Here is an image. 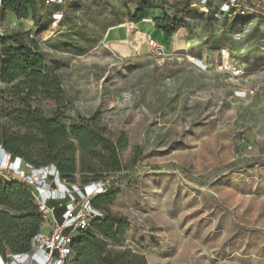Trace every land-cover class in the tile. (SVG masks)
<instances>
[{"label":"rangeland","instance_id":"rangeland-1","mask_svg":"<svg viewBox=\"0 0 264 264\" xmlns=\"http://www.w3.org/2000/svg\"><path fill=\"white\" fill-rule=\"evenodd\" d=\"M142 1L186 15L176 33L189 43L163 53L107 44V29L130 22ZM223 1L204 12L195 0H68L56 21L37 2L36 19L1 16L4 35L36 40L62 79L63 99L34 95L32 107L67 128L96 118L106 137L123 139L120 169L102 175L128 228L108 251L148 264H264V7L241 0L244 15H211ZM0 86L12 99V85Z\"/></svg>","mask_w":264,"mask_h":264},{"label":"trees","instance_id":"trees-1","mask_svg":"<svg viewBox=\"0 0 264 264\" xmlns=\"http://www.w3.org/2000/svg\"><path fill=\"white\" fill-rule=\"evenodd\" d=\"M98 1L93 0V4ZM37 2L2 0L1 14L11 11L21 19L30 16L36 19ZM49 5L54 8L52 14L65 6ZM152 8L158 7L142 1L133 13L128 14V19L140 22L148 18L147 10ZM217 12L212 10L211 15ZM186 17L177 18L164 12L154 22L166 38H171L186 25ZM36 26H39L38 22ZM42 30L40 28L39 32ZM0 45V80L12 85L10 95L13 97H6L0 86V144L4 150L12 158H21L34 167L53 166L69 183L83 186L92 181L107 182L102 174L120 169L119 150L123 139L118 145L106 137L96 118L67 128L57 118L46 117L32 107L30 101L34 95L63 99L60 75L47 68L48 56L33 38L26 39L23 33L4 35L0 36ZM2 101L15 105L7 106ZM77 174L81 175V181L77 180ZM117 194L118 191H106L92 199L93 207L101 210L103 217L73 236V256L69 264H148L144 255L129 250L111 252L106 248L107 240L123 241L128 228L126 219L114 214L110 208ZM63 205L51 203L58 218ZM43 223L34 189L22 180H5L0 174V254L6 255L8 250L13 254L27 253Z\"/></svg>","mask_w":264,"mask_h":264},{"label":"built area","instance_id":"built-area-1","mask_svg":"<svg viewBox=\"0 0 264 264\" xmlns=\"http://www.w3.org/2000/svg\"><path fill=\"white\" fill-rule=\"evenodd\" d=\"M46 4H66L67 0H37ZM212 0H195L194 6L204 12L211 9ZM258 5L264 7V0H258ZM0 0V36H4L1 26ZM244 15L247 8L241 5V0H224L217 15ZM63 17V13L55 12L54 21ZM149 46L158 51L162 48L153 38L147 39ZM1 48V45H0ZM197 63L201 60L195 59ZM234 77L244 74L241 64L233 63L229 69ZM0 174L9 178L10 174H20L21 180L34 189V196L39 210L44 218V227L33 237L31 249L27 253L13 254L7 251L0 254V264H69L73 251L72 238L80 230L87 229L94 220L103 217V212L92 205V199L107 191V182L92 181L83 186L64 180L53 166L34 167L21 158H12L0 144ZM8 174V175H7ZM13 177V176H12ZM52 202L64 204L61 217L55 214ZM48 225V228H45Z\"/></svg>","mask_w":264,"mask_h":264},{"label":"crops","instance_id":"crops-1","mask_svg":"<svg viewBox=\"0 0 264 264\" xmlns=\"http://www.w3.org/2000/svg\"><path fill=\"white\" fill-rule=\"evenodd\" d=\"M218 9L216 8L217 11ZM147 14L148 18L140 22L130 21L109 27L105 33V42L113 46V49L119 53H132L149 47L147 41L149 37L156 40L163 49L168 51L184 47L189 43L187 41L183 44L180 43L178 33L171 38H166L163 31L156 27L154 19L163 15L161 8L149 9Z\"/></svg>","mask_w":264,"mask_h":264},{"label":"water","instance_id":"water-1","mask_svg":"<svg viewBox=\"0 0 264 264\" xmlns=\"http://www.w3.org/2000/svg\"><path fill=\"white\" fill-rule=\"evenodd\" d=\"M158 52H159V53H163V52H164L163 48H159V49H158Z\"/></svg>","mask_w":264,"mask_h":264},{"label":"bare ground","instance_id":"bare-ground-1","mask_svg":"<svg viewBox=\"0 0 264 264\" xmlns=\"http://www.w3.org/2000/svg\"><path fill=\"white\" fill-rule=\"evenodd\" d=\"M176 37V36H175ZM164 50V52L166 51V49H163ZM202 62V61H201Z\"/></svg>","mask_w":264,"mask_h":264}]
</instances>
